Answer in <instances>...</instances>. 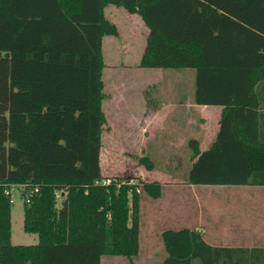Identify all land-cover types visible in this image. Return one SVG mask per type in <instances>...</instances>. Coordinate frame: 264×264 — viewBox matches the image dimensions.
I'll list each match as a JSON object with an SVG mask.
<instances>
[{
	"label": "trees",
	"instance_id": "obj_1",
	"mask_svg": "<svg viewBox=\"0 0 264 264\" xmlns=\"http://www.w3.org/2000/svg\"><path fill=\"white\" fill-rule=\"evenodd\" d=\"M110 4L149 30L140 67L192 68L196 103L224 106L208 149L189 140L196 159L186 182L264 185L255 95L264 81V0H0V264L139 254L141 195L158 198L163 185L103 182V37L119 32ZM140 163L153 168L147 156ZM11 185L21 188L24 230L37 243L12 242ZM161 238L162 264H264V246L213 245L197 229L167 228Z\"/></svg>",
	"mask_w": 264,
	"mask_h": 264
},
{
	"label": "rangeland",
	"instance_id": "obj_2",
	"mask_svg": "<svg viewBox=\"0 0 264 264\" xmlns=\"http://www.w3.org/2000/svg\"><path fill=\"white\" fill-rule=\"evenodd\" d=\"M105 12L108 18L116 23L119 32L118 35L103 37L106 66L103 70L105 123L101 148L102 174L104 178L133 177L135 182L157 180L167 184H184L188 170L194 162V157L190 153L192 149H188L187 143L195 136L202 139L209 138L207 131L210 128L205 130L207 126L203 117L207 113L199 112L197 123L191 122L188 128L183 127L179 130L177 153L170 156L160 148L163 139L161 140V130L157 124L144 128L142 115L145 107L154 103L153 100L157 97L155 95L160 94L159 92L181 88L192 90L194 69L140 67L139 62L146 44L147 27L138 15H130L123 7L110 4L106 6ZM144 156L152 162V169L140 163V159ZM208 193L209 199L206 198V201L212 203L208 205L214 213L212 219L217 227H220L221 223L225 224L228 221L227 212L232 211L227 208L225 197L231 194L237 195V192L229 193L227 189L215 186ZM250 194L258 205L260 201H264V192L244 191L245 196ZM239 195H242V191ZM12 198V242L37 243L38 234L24 230V197L20 187L13 188ZM59 203L60 198H58ZM257 204L255 209L258 208ZM262 206L264 208V204ZM245 243L251 244L250 241ZM258 243L262 245L264 241ZM165 255L166 250L161 236H151L148 239L147 229H143L141 247L136 257L129 259L120 255H103L101 264H162Z\"/></svg>",
	"mask_w": 264,
	"mask_h": 264
},
{
	"label": "crops",
	"instance_id": "obj_3",
	"mask_svg": "<svg viewBox=\"0 0 264 264\" xmlns=\"http://www.w3.org/2000/svg\"><path fill=\"white\" fill-rule=\"evenodd\" d=\"M129 14L137 15L135 13ZM192 77L194 87L192 90L187 91L181 88L161 91L160 94L155 95L157 97L153 100L154 103L146 106L143 110L142 126L148 128L157 124L161 130V140L163 139L160 148L169 156L177 153L179 130L183 127L188 128L191 122L197 123L199 112L201 114L207 113L206 116H202L205 118V125L207 126L205 130L210 128L207 131L208 139L193 137L198 141L200 150L208 149L219 131L224 106L196 103L194 96L195 70L192 72ZM258 86L255 90L256 102L258 109L262 112L264 111V81ZM187 144L188 149L191 150L189 141ZM190 153L193 156L192 150ZM162 185V194L158 198H152L145 193L141 195V241L143 229H147V236L150 239L151 236H161L162 231L167 228L189 227L200 231L205 240L213 245L264 246V244L258 243L264 241V208L262 206L264 201H260L259 206L255 202L256 199L252 198V194L244 195V191H249V193L264 192V185H212L187 182L184 184L162 183ZM215 186L223 187L229 193L237 192V195L231 194L225 197L227 199L225 204L232 211L227 212L228 221L225 224L221 223L220 227H217L212 219L214 213L211 207H208L212 203L206 201L208 192ZM240 191H242V195H239ZM249 198L252 200H248ZM256 204L258 205L257 209H255ZM221 241L232 243H219ZM246 241H250L251 244H246ZM252 242L256 243L253 244Z\"/></svg>",
	"mask_w": 264,
	"mask_h": 264
},
{
	"label": "built area",
	"instance_id": "obj_4",
	"mask_svg": "<svg viewBox=\"0 0 264 264\" xmlns=\"http://www.w3.org/2000/svg\"><path fill=\"white\" fill-rule=\"evenodd\" d=\"M110 181H111V178H104V179H103V182H104V183H108V182H110ZM0 183H1V182H0ZM14 187H18V186H16V185H11V186L5 188V193L10 195V197H11V201H13V198H12V190H13ZM36 190H37V187H35V188L33 189V191H36ZM136 192H137V193H140V188H139V187L136 188Z\"/></svg>",
	"mask_w": 264,
	"mask_h": 264
}]
</instances>
